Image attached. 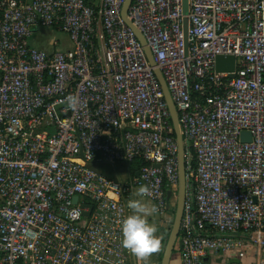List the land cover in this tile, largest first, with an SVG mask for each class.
I'll return each mask as SVG.
<instances>
[{
	"label": "built area",
	"instance_id": "1",
	"mask_svg": "<svg viewBox=\"0 0 264 264\" xmlns=\"http://www.w3.org/2000/svg\"><path fill=\"white\" fill-rule=\"evenodd\" d=\"M125 1L0 0V264H140L120 223L142 185L175 216L179 146ZM129 17L179 114L182 264L264 248V0H188L187 15L184 0H135ZM41 30L70 47L39 49ZM219 56L236 58L233 78L216 71ZM104 164L130 165L128 179Z\"/></svg>",
	"mask_w": 264,
	"mask_h": 264
},
{
	"label": "water",
	"instance_id": "2",
	"mask_svg": "<svg viewBox=\"0 0 264 264\" xmlns=\"http://www.w3.org/2000/svg\"><path fill=\"white\" fill-rule=\"evenodd\" d=\"M135 0H126L125 4L123 6L122 10V17L125 21V23L134 31V33L137 36V39L143 46L145 53L147 55L148 61L152 68H154V73L161 85L164 98L168 104V108L171 114V120L175 129L176 134V141L179 146V174H180V183H179V193H178V205L177 210L174 216V226L170 233V237L168 241L166 242V248L164 251V257L162 264H171L172 258L174 255V252L177 247V242L180 234V227L181 222L184 216V206H185V200H186V190H187V171H186V151H185V143L184 138L182 134L181 124L179 120V114L177 112L176 106L174 104L173 98L171 96V93L168 89L167 83L165 78L162 75V72L157 68V64L154 60V57L152 55V52L148 46V43L142 33L136 28L134 23L129 17V11L133 5ZM184 13L188 14V0H184ZM185 21V26H186ZM216 71L218 73H229L231 74V78L234 77V73L236 71V58L233 56H219L216 59ZM249 136L247 133L243 134V137L246 139V137ZM156 167H160L159 165H156ZM138 176V175H137ZM171 197V192L168 194V198ZM74 203L78 204V198L74 199ZM88 206L82 205V209H86ZM90 209H92V206H90ZM85 217H89L90 213H84Z\"/></svg>",
	"mask_w": 264,
	"mask_h": 264
},
{
	"label": "clouds",
	"instance_id": "3",
	"mask_svg": "<svg viewBox=\"0 0 264 264\" xmlns=\"http://www.w3.org/2000/svg\"><path fill=\"white\" fill-rule=\"evenodd\" d=\"M66 102L70 110L76 111L80 98L75 94H70L66 97ZM150 193V186H140L135 193L138 198L127 202L131 214L123 218L120 223L121 245L140 264H143L152 254L159 252L162 245L161 238L157 235V226L149 221V217L158 212L156 205L144 199L150 196Z\"/></svg>",
	"mask_w": 264,
	"mask_h": 264
},
{
	"label": "crops",
	"instance_id": "4",
	"mask_svg": "<svg viewBox=\"0 0 264 264\" xmlns=\"http://www.w3.org/2000/svg\"><path fill=\"white\" fill-rule=\"evenodd\" d=\"M87 4L90 6H96L99 4L100 0H86ZM58 33L52 30H41L34 35L33 44L39 49L46 51H53L54 49H68L70 47L67 37L59 33L61 38L53 36L51 33ZM58 42L54 46L55 42ZM160 251L152 254L149 258L152 264H156L157 256H159ZM174 256V255H173ZM144 264V262H143ZM171 264H182L181 255L178 253L177 260H173ZM206 264H264V248L257 246H248L247 255L245 258L240 259L237 257H227L220 255H212L206 260Z\"/></svg>",
	"mask_w": 264,
	"mask_h": 264
},
{
	"label": "rangeland",
	"instance_id": "5",
	"mask_svg": "<svg viewBox=\"0 0 264 264\" xmlns=\"http://www.w3.org/2000/svg\"><path fill=\"white\" fill-rule=\"evenodd\" d=\"M186 26H185V32L187 34L188 31V20H186ZM53 34V36L55 35V37L61 38L63 36H61L58 33H51ZM64 38V37H63ZM132 167H135L136 165H131ZM130 165H123V164H117L115 167L113 165H109V164H104V165H100V166H96V169H98L101 172H104L107 176L111 177V178H118L120 177L123 180H127L129 177V170H130ZM138 197L134 196L133 198L131 197L130 199H136ZM144 199L146 201H148L145 197ZM174 219L170 216H164L161 213L157 212L155 214H153L151 217H149V221L150 223H153L157 226L158 228V232L157 235L161 238L162 241V245H161V249H160V254L159 256H157V262L156 264H162L163 261V257H164V251L166 248V242L168 241L169 237H170V233L173 229L174 226ZM176 252L174 253L173 256V260H177L178 257V253L179 250L176 247ZM144 264H152V261L150 258H148Z\"/></svg>",
	"mask_w": 264,
	"mask_h": 264
},
{
	"label": "trees",
	"instance_id": "6",
	"mask_svg": "<svg viewBox=\"0 0 264 264\" xmlns=\"http://www.w3.org/2000/svg\"><path fill=\"white\" fill-rule=\"evenodd\" d=\"M135 165H136L135 167H138V166L140 165V163H139V162H137ZM175 252H176V251H175ZM175 252H174V253H175Z\"/></svg>",
	"mask_w": 264,
	"mask_h": 264
}]
</instances>
